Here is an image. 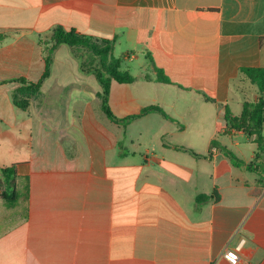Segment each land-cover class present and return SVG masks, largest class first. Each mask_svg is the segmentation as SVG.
Returning <instances> with one entry per match:
<instances>
[{
  "label": "crops",
  "instance_id": "obj_1",
  "mask_svg": "<svg viewBox=\"0 0 264 264\" xmlns=\"http://www.w3.org/2000/svg\"><path fill=\"white\" fill-rule=\"evenodd\" d=\"M57 27L112 42L134 78L110 84L117 119L156 107L171 120L103 118L99 84L65 45L40 89L17 94L41 79L39 41ZM0 32V168L16 165L27 197L0 199V264H229L222 254L236 246L237 264H264V170L246 168L254 137L224 119L258 96L242 70L264 69V0H0ZM183 98L223 110L181 124ZM188 131L193 145L177 143Z\"/></svg>",
  "mask_w": 264,
  "mask_h": 264
},
{
  "label": "trees",
  "instance_id": "obj_2",
  "mask_svg": "<svg viewBox=\"0 0 264 264\" xmlns=\"http://www.w3.org/2000/svg\"><path fill=\"white\" fill-rule=\"evenodd\" d=\"M9 38L8 34L0 33V44ZM52 40L54 41V48L60 45H65L70 49L81 48L87 52L94 53L99 57V65L86 68L82 65H79V70L82 73L87 75H93L95 80L100 86V93L97 94L101 103L102 113L110 120L123 122L124 124L137 119L150 111H157L166 119L171 120L165 113L156 107H150L143 109L139 114L129 116L125 119H117L111 112L109 108V88L112 81L131 84L134 82V78L124 71H120L121 60L114 58L111 55L112 42L108 40L98 39L104 43V46L97 49L93 43L97 39L87 37L84 35H78L73 30L64 31L61 28L57 27L52 32ZM45 69L41 79L35 83L30 84L26 90L30 91L31 94H35L41 87L43 80L49 74V65L51 62L50 56L45 57ZM242 72L248 79V81L257 88L258 96L256 100L252 103H244L242 106V111L239 116H232L229 111L225 112V122L227 131L235 130L242 132L247 137H254V143L257 147V152L252 162L246 165L248 170H251L255 173H259L257 168L253 167L257 163L263 167L264 170V139L262 137V131L264 129V69L261 68H248L243 69ZM156 81L163 84H170L169 80L164 76V74L155 69ZM12 82H21L26 83L24 79H14ZM15 104L21 108L26 105V101L15 100ZM213 147H216L215 143H212ZM220 150L229 157L230 161L236 165H244L243 162L239 161L232 153L229 151L220 148ZM193 156H197L194 153L190 152ZM16 165H11L9 167L0 168V199L5 202H22L26 203V191L17 192L16 190ZM216 196V194H213ZM207 197H198L196 202L200 200H207Z\"/></svg>",
  "mask_w": 264,
  "mask_h": 264
},
{
  "label": "rangeland",
  "instance_id": "obj_3",
  "mask_svg": "<svg viewBox=\"0 0 264 264\" xmlns=\"http://www.w3.org/2000/svg\"><path fill=\"white\" fill-rule=\"evenodd\" d=\"M0 33L8 34L5 32H0ZM39 44L43 46L45 57L50 56V59H51V55L53 51L56 50V48L58 47L57 46L54 48V41L52 40V34L48 35L47 37L39 41ZM93 44L94 46L97 47V49L99 47L104 46V43L98 39ZM67 48L69 50L71 62L76 63L78 66L82 65L86 68H90V67L99 65V61H100L99 57H97L94 53L87 52L81 48H73V49H70L69 47ZM18 92L22 94L26 93L27 95L30 94V91L28 90H25V92L23 90H19L17 91V94H19ZM219 109L223 110V108L219 105L210 106L209 104H205L203 102L198 103V102H195L192 98H183V99L177 100V117L179 118L178 120L180 121L181 124H183L184 122H187L188 121L187 118H189L190 115L194 114L195 112L204 113V112L213 111L214 113H216ZM94 110L96 113H101V116L103 118L105 117L102 111L100 112L97 106H94ZM235 110H236L235 105H230L228 109H226V111H230V112H235ZM263 137H264V131H263ZM193 139H194V136L191 135V131H188L184 134L177 135V143L193 145ZM223 139H225V137H223ZM237 139H238V142L240 143L242 158L248 159L251 155L252 149H254V145L250 144L247 141L246 137L244 136L238 137ZM236 154L238 155V153Z\"/></svg>",
  "mask_w": 264,
  "mask_h": 264
},
{
  "label": "built area",
  "instance_id": "obj_4",
  "mask_svg": "<svg viewBox=\"0 0 264 264\" xmlns=\"http://www.w3.org/2000/svg\"><path fill=\"white\" fill-rule=\"evenodd\" d=\"M238 251H239V246H236L234 249H225L222 256L229 264H237Z\"/></svg>",
  "mask_w": 264,
  "mask_h": 264
}]
</instances>
